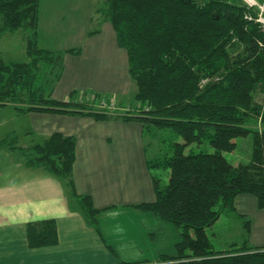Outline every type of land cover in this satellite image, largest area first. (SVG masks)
Here are the masks:
<instances>
[{
  "label": "trees",
  "instance_id": "16d2710c",
  "mask_svg": "<svg viewBox=\"0 0 264 264\" xmlns=\"http://www.w3.org/2000/svg\"><path fill=\"white\" fill-rule=\"evenodd\" d=\"M95 15L88 35L98 34L104 22L111 25L127 55L139 111L131 108L124 117L96 111L74 103L76 92L65 101L52 98L64 56L81 50L40 47L39 0H0V40L27 31L26 61H7L0 55V107L12 104L19 113L95 121L120 118L140 123L143 130L169 129L181 142L172 144L171 154L159 162L168 173L167 184L160 186L151 171L158 162L148 159L155 200L138 206L180 232L176 254L161 255L159 261L264 264V247L243 242L217 251L206 233L224 210L233 209L237 195L254 196L264 209V27L256 21V12L240 0H103ZM253 122L262 132L247 127ZM247 137L249 161L233 167L222 154L233 152L236 139ZM205 141L211 153L191 149ZM18 142L12 133L0 141V148L15 153L26 167L62 180L91 222L97 211L90 197L76 193L72 180L75 138L53 133L25 151ZM26 238L30 248L55 245V222L28 223Z\"/></svg>",
  "mask_w": 264,
  "mask_h": 264
},
{
  "label": "crops",
  "instance_id": "0c3cea01",
  "mask_svg": "<svg viewBox=\"0 0 264 264\" xmlns=\"http://www.w3.org/2000/svg\"><path fill=\"white\" fill-rule=\"evenodd\" d=\"M76 1L80 2L54 0L49 5L42 2L39 30L44 22L50 27L49 21H73L71 13L66 11L64 14L60 6L71 7ZM100 2L102 0H86L90 8L85 20L89 25L96 19L95 11L102 6ZM107 24L102 23L96 35L89 36L87 31L86 40L101 36V29L109 26ZM110 36L109 44H98L96 52L87 46L79 48V55L64 56L62 75L52 92L54 100L65 101L72 92H86L102 97L108 95L115 102L122 103L119 107L123 111H114L119 117L126 116L125 107L137 108V103L127 99L132 85L126 52L118 47L114 31ZM98 39V42H104L102 37ZM89 62H92L91 66L84 69V63ZM82 75L86 77L83 82L77 80L82 79ZM66 76L70 82L65 85ZM119 83L122 86H117ZM6 108L24 116L29 125L6 134L0 132V141L12 133L18 136V140L26 137L30 141L35 137H43V140L53 133L75 138L74 188L78 195L90 197L97 212L89 222L88 215L71 199L62 180L41 169L26 167L14 157L15 153L0 148V264H148L159 261L161 255L176 254L179 230L138 207L155 200L140 123L125 122L120 118L95 121L90 117L19 113L12 104L1 106L0 112ZM231 211L235 218H239L237 220H241L238 222V228L242 230L239 234L241 240L213 242L220 237L216 231L218 220L229 212L224 210L206 230L215 250L223 251L243 242L247 246L264 247V209L258 208L255 197L237 195ZM44 220L55 222L57 243L30 248L26 225ZM242 237L245 238L243 241Z\"/></svg>",
  "mask_w": 264,
  "mask_h": 264
},
{
  "label": "rangeland",
  "instance_id": "374dc122",
  "mask_svg": "<svg viewBox=\"0 0 264 264\" xmlns=\"http://www.w3.org/2000/svg\"><path fill=\"white\" fill-rule=\"evenodd\" d=\"M54 0H39V18H38V27H37V34L40 47L44 48L45 50L50 51H64L71 48H84L87 46H91L93 51L96 52V46L98 44L107 46L109 44V40L111 39L110 33H113V30L110 24H107L106 28H102L101 36L104 42H98L99 39L96 38L94 40L87 41L86 40V33L90 31L94 27L95 20L92 21L93 24L89 25L85 19L86 16L89 15V4L86 3V0H79L80 2L76 1V4L71 7L61 4L60 10H63L64 14L66 11L71 13L70 15L73 16V21H58V22H50L48 27V23L44 22V25H40L39 30V20H40V8L41 3L49 5ZM247 9L254 10L256 12V21L264 27V0H240ZM103 5V0L100 2ZM63 13L62 11H60ZM59 14V13H58ZM247 18L250 20L251 17L246 15ZM58 25V26H57ZM40 31V34H39ZM26 32L24 30H19L14 35L5 36L0 40V55L7 61H26L27 56L25 53V43L23 37L26 36ZM40 35V39H39ZM86 50V49H85ZM236 53V52H235ZM234 54V53H233ZM92 62L84 63L83 68L87 69L91 66ZM83 78H86L82 75L81 80L83 82ZM131 81V80H130ZM70 82L69 76H66L64 84ZM206 80H203L201 84H204ZM132 85L131 95L127 98L128 101L133 100V95L135 92L134 83L130 82ZM117 86H122L120 83ZM108 95L99 96L95 93H76V98L73 100L74 103L86 105L95 109L96 111H103L109 112L114 114V111H121L119 106H122V103L115 102L114 99H110L107 97ZM263 95L260 97L262 98ZM259 97V98H260ZM258 98V99H259ZM133 103L134 100L132 101ZM137 105L135 108L136 110L140 107V104ZM139 105V106H138ZM132 107L126 108V113L132 112ZM101 109V110H100ZM119 109V110H118ZM123 111V110H122ZM121 111V112H122ZM139 111V110H137ZM15 116H19V118H15ZM0 123L3 125L0 127V132L2 134H6L8 131L13 129H25L29 123L24 116L16 115L12 108L3 109L0 112ZM248 128L256 129L262 132V129L258 124H248ZM1 134V135H2ZM143 143L145 150H147V157L149 162L155 164L158 162L157 166L154 167L151 171L155 174L156 177L160 179V186L163 188L166 186L168 181V173L165 169H162L159 165L163 161V157L167 154L170 155V147L174 143H180L181 138L170 131L169 129H158V128H150L148 130H143ZM43 137H35L34 140L30 141V138H20L18 142V146L21 147L23 151L30 149L35 143L40 142ZM236 149L231 153H223V157L230 163L233 167L237 166L238 164H244L249 161L250 153H251V144H250V137L247 138H238L236 139ZM194 152L203 151L207 153H211L213 151L212 147L208 144V142L202 143L200 146H195L191 148ZM16 159H19L17 155H14ZM160 162V163H159ZM152 164V165H153ZM230 210L227 214L224 213L221 215L218 223L216 225V231L219 232V238L214 240L213 242L217 244H221L226 242L229 239L236 240V242L241 240L239 236L240 232H242L241 228H238V222L241 220H237L239 218H235ZM242 223V222H241ZM238 229V230H237ZM238 231V235L237 232ZM210 238V236H209ZM243 238V237H242ZM245 238L242 239V241ZM212 240V237H211ZM241 241V242H242ZM241 245V244H240ZM239 245V246H240ZM250 246V245H248ZM253 247V246H250ZM189 263V262H187ZM148 264H174V262H153Z\"/></svg>",
  "mask_w": 264,
  "mask_h": 264
},
{
  "label": "built area",
  "instance_id": "2783aa9c",
  "mask_svg": "<svg viewBox=\"0 0 264 264\" xmlns=\"http://www.w3.org/2000/svg\"><path fill=\"white\" fill-rule=\"evenodd\" d=\"M101 110V109H100Z\"/></svg>",
  "mask_w": 264,
  "mask_h": 264
}]
</instances>
